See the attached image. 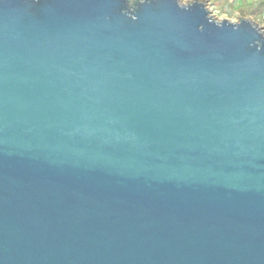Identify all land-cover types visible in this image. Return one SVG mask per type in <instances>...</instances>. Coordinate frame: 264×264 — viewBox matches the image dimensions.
Returning <instances> with one entry per match:
<instances>
[{"label": "water", "instance_id": "95a60500", "mask_svg": "<svg viewBox=\"0 0 264 264\" xmlns=\"http://www.w3.org/2000/svg\"><path fill=\"white\" fill-rule=\"evenodd\" d=\"M207 0H0V264H264V28Z\"/></svg>", "mask_w": 264, "mask_h": 264}, {"label": "crops", "instance_id": "0c3cea01", "mask_svg": "<svg viewBox=\"0 0 264 264\" xmlns=\"http://www.w3.org/2000/svg\"><path fill=\"white\" fill-rule=\"evenodd\" d=\"M209 4L220 6L224 12L239 19L251 17L264 25V0H207Z\"/></svg>", "mask_w": 264, "mask_h": 264}, {"label": "rangeland", "instance_id": "374dc122", "mask_svg": "<svg viewBox=\"0 0 264 264\" xmlns=\"http://www.w3.org/2000/svg\"><path fill=\"white\" fill-rule=\"evenodd\" d=\"M183 3H187L189 0H181ZM209 3V2H208ZM221 5L220 6H216V5H213V4H210V8L214 11V15L216 16L217 19L219 20H223V19H229L231 21H237L238 19H235L234 16L230 15V14H227V13H224L223 12V8H221ZM258 23V22H257ZM259 24V23H258ZM262 28H264V25L263 24H259Z\"/></svg>", "mask_w": 264, "mask_h": 264}, {"label": "trees", "instance_id": "16d2710c", "mask_svg": "<svg viewBox=\"0 0 264 264\" xmlns=\"http://www.w3.org/2000/svg\"><path fill=\"white\" fill-rule=\"evenodd\" d=\"M224 12V11H223ZM224 13H227V12H224Z\"/></svg>", "mask_w": 264, "mask_h": 264}]
</instances>
